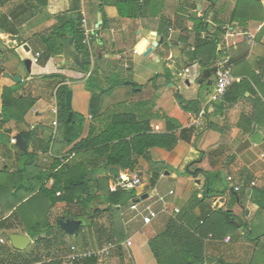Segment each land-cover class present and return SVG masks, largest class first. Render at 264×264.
<instances>
[{"label": "crops", "instance_id": "obj_1", "mask_svg": "<svg viewBox=\"0 0 264 264\" xmlns=\"http://www.w3.org/2000/svg\"><path fill=\"white\" fill-rule=\"evenodd\" d=\"M236 1L180 0L176 3L174 0H162L157 1L158 4L162 2L161 14L122 18L118 16L113 0H80V15L85 17L90 27L102 25L101 15L108 21L107 28L101 32L100 46L95 50L99 84L106 86L107 74H118L127 83L102 95V111L119 103L154 101V114H170L176 111L173 95L178 94L185 101L198 102L200 110H204V119L201 128H197L193 124L196 115L179 112L176 116L185 122L182 129H194L193 135L181 137L177 131L178 141L172 149L153 148L149 150L151 162L142 158L137 160L134 171L139 172L142 185L128 192L133 197V213L127 211V215L121 216L120 204L114 217H95L93 229L90 231L86 226L80 236L61 235L54 229L49 232L55 236V241H51L52 250L60 249L62 245L66 246L68 253L98 249L114 238L107 239L110 234L117 233L122 236L119 242L130 241L131 245L126 247L123 244L112 258L99 264H157L149 241L162 233L169 220L175 217L171 213L173 208L179 209L184 222L194 224L209 208L231 211L241 223L247 224L246 233L253 223L258 227V233H264V213L262 217H254L258 205L253 201L255 191L264 189V34L261 33L264 8L262 22L253 20L246 26L233 28L230 17ZM258 1L264 5L263 0ZM139 3L141 5L142 0ZM70 6L71 0H0V113L4 87H13L19 96H29L34 100L23 123L16 125L11 122L4 128L0 127V137H7L5 143L0 141V171L4 168L10 172L20 169L21 150L9 141L21 130L34 134L35 141L27 145V151L36 150L39 161L48 152L52 157L66 154L69 148L55 142V137L51 136L53 117L49 106L50 99L62 84L71 92L72 114L85 118L83 137L88 133V125L92 121L89 113L92 93L86 87L87 71L79 69L85 57L76 53L69 37H58L56 44L62 45L64 51L60 52L56 47L51 54L47 53L42 40L69 20L72 15ZM152 9L154 13L160 11V7L154 5ZM9 36H20L23 41L17 40L11 46ZM208 41L217 44L213 56ZM23 45L28 47V51ZM34 53L40 54L38 63H31L27 73L23 61H31ZM225 53L232 60L235 82L220 101L209 103L208 94L214 88V77H208L209 69L220 58L219 55ZM99 54L105 55V71L101 74ZM16 76L21 78L20 82ZM155 77L159 78L154 80ZM133 83L138 88H133ZM239 90L242 96L230 104ZM95 127L99 130L101 125L95 124ZM150 127L154 133L165 132V122L160 118L152 119ZM49 138L52 139L50 149L42 154L40 143ZM245 141H249V147L237 152ZM201 156V163L190 165ZM196 170L199 172L194 175L187 174V171L194 173ZM206 174L210 178L215 176L217 180L223 175L225 181L226 177H231L232 185L239 190L232 191L227 181L226 191L217 186L213 188L210 182L212 189L221 196L207 198L202 190L207 182ZM97 175L110 177L108 170H100ZM110 182L111 179L107 184ZM253 182L254 187L251 186ZM195 193L200 202L185 214ZM144 195L147 198L142 200ZM103 201L102 195L96 200V207H104L99 203ZM163 203L168 206L167 212L162 211ZM149 208L157 212V216L145 225L143 220ZM50 220L52 225L54 219ZM0 223L4 225L0 229V238L7 241L0 247L15 250L8 236H28L20 217L12 211L2 215L0 210ZM239 233L235 239L228 236L222 241L208 236L205 241L207 263L264 264V254L258 251L256 244L248 240L244 232L242 234V229ZM30 240L29 249L19 252L28 253L36 247L35 239ZM255 243L264 249V237ZM2 257L0 255V264Z\"/></svg>", "mask_w": 264, "mask_h": 264}, {"label": "trees", "instance_id": "obj_2", "mask_svg": "<svg viewBox=\"0 0 264 264\" xmlns=\"http://www.w3.org/2000/svg\"><path fill=\"white\" fill-rule=\"evenodd\" d=\"M162 0H113L118 16L122 18H143L145 16L154 17L161 14ZM176 3L180 0H174ZM160 7V11L154 13L152 6ZM148 7V8H147ZM102 8V7H100ZM147 9L149 13H147ZM70 12L72 15L69 20L61 27L54 29L48 38H43L47 53L51 54L54 48H59L63 52V46L56 44V39L69 37V42L74 43L76 53L83 54L85 59L81 61L82 67L79 69L88 71L87 48L83 43V36L80 30V0H71ZM102 30L108 26V21L101 15ZM263 21V7L258 0H237L235 8L230 17L233 28L246 26L249 21ZM264 34V26L261 29ZM211 55L216 53V42H209ZM229 56L228 54L219 55ZM230 57V56H229ZM231 60V58H230ZM232 62V60H231ZM216 63V61L214 62ZM215 64L209 69L210 75L215 79ZM97 71L87 78L86 87L92 93L89 113L92 121L88 125V133L83 137L85 128V118L83 115L72 114L68 120L69 111L65 108V97L69 88L61 85L56 90L57 98V129L55 142L68 147L66 154L59 157L48 159L46 163L41 162L36 150L21 152V167L18 171L10 172L4 168L0 173V210L2 215L9 211L16 217H20L23 228L29 238L35 239L36 247L28 253L15 250H7L0 247L2 255L1 264H34L40 258L41 251L51 248V241H55V236L48 235L56 227L58 219H82L84 225L91 231L93 229V219L100 214H107L114 217V212L118 205L127 198L131 197L128 192L117 191L110 193L108 190L109 176L98 177V171L118 168L122 172L134 171L137 160L142 158L151 162L149 150L160 148L170 150L177 143L178 138L175 133L180 131V136L184 134L193 135L194 129H182L185 124L180 120L178 113L191 112L198 115L200 112L199 103L196 101H185L180 95L174 94L173 100L176 104V111L170 114L156 115L153 113L154 101H134L133 103H119L101 110L100 99L103 94L113 90L117 86L125 85L126 80L119 78L118 74L105 75L106 86L99 84ZM56 78H60L56 76ZM159 77H155L154 80ZM63 81V79H62ZM242 85V84H241ZM240 88V85H236ZM133 88H138L133 83ZM242 96L240 90L230 102L233 104ZM34 100L29 96H19L13 87H4L1 95V119L0 127L13 122L19 125L24 122L26 113L32 108ZM160 118L165 122V132L154 133L150 127L152 119ZM96 125H101L99 130ZM6 132V131H5ZM27 145L34 143V134L29 131H19ZM52 139L41 142L39 150L45 154L50 149ZM199 157L190 163L199 164L202 161ZM188 165V166H190ZM187 166V167H188ZM199 172L196 170L195 174ZM207 182L203 187L206 197L221 196L219 192L211 187L210 177L206 174ZM48 180H52L50 187L46 186ZM14 191L12 192V189ZM105 188V191H104ZM243 192H245L243 190ZM60 195L57 196L56 194ZM103 195L104 201L99 202L104 205L102 208L96 207V200ZM258 210L254 217H262L264 213V189L257 190L253 195ZM234 201V199H233ZM200 202L197 193L193 195L186 214ZM62 205L66 215L58 216V206ZM94 205V206H93ZM73 209V212L71 211ZM108 209V210H107ZM118 210V209H117ZM183 214V213H182ZM178 213L171 218L165 230L149 241V248L157 264H208L205 255V241L208 236L216 241H222L233 234H242L252 237L251 240L256 244L258 251L264 254V249L255 243L264 237V233H258V227L253 224L250 226L249 233H246L247 224L241 223L231 211L222 209L213 210L211 208L197 222L189 223L183 221ZM50 218L54 219L51 225ZM193 219V218H192ZM87 221V222H86ZM193 221V220H192ZM4 225L0 223V229ZM82 228V227H81ZM81 230V229H80ZM60 233L62 231L58 229ZM80 232V231H79ZM263 232V231H262ZM116 237L121 241V234L112 233L107 239ZM58 245V244H57ZM259 245V247H258ZM66 252H69L65 245H62ZM61 247V248H62ZM42 249V250H41ZM47 264H62L54 261ZM72 264H99V261L90 257L87 259L73 262Z\"/></svg>", "mask_w": 264, "mask_h": 264}, {"label": "built area", "instance_id": "obj_3", "mask_svg": "<svg viewBox=\"0 0 264 264\" xmlns=\"http://www.w3.org/2000/svg\"><path fill=\"white\" fill-rule=\"evenodd\" d=\"M80 30L82 32L83 36V43L86 46L87 50V57H88V71L85 73V78H89L93 72L96 69V55L95 50L100 46V41L102 39V28L101 25L98 24L96 26L90 27L87 23V20L85 17H81L80 22ZM39 53H34L31 58V63L36 64L39 60ZM215 79H214V88L212 92L208 94V102H215L220 101L227 89L235 82V78L232 74L233 70V63L230 60L229 56H221L219 59L216 60L215 63ZM50 113L53 117V120L51 122L52 126V134L51 136L54 138L56 136V129H57V98L55 94L50 99ZM91 117H89L90 119ZM204 119V110H200L197 117L194 119V126L197 128H201V124ZM10 144L15 145L16 140L14 138L10 139ZM73 155H67V158L72 157ZM53 158L50 155V152L46 153L45 157L42 158V162L46 163L48 159ZM111 177V176H110ZM227 184L231 186L232 191L237 192L239 190V187L232 185L233 179L231 177H226ZM52 185V180H48L46 183L47 187H50ZM142 185V179L137 171H125V172H119V174L115 177H111V182L108 185V190L110 193H114L117 191H123V192H130L135 190L137 187H140ZM251 186L254 187L255 183H251ZM57 196L60 194L57 193ZM61 208H63L62 205H59L57 210L61 211ZM162 211L167 212L168 206L163 203L162 205ZM179 209L173 208L171 210V213L173 216L177 215L179 213ZM157 216V212H154L150 208L148 209V215L144 218L143 222L145 225L150 224V222ZM209 238L211 236L209 235ZM228 241V239H226ZM0 244L4 245L7 244V241L3 238H0ZM125 244L126 247H129L131 245L130 241H126L125 243L119 242L117 238H113L112 240L106 242L104 246L98 249H87L82 252L77 253H68L64 250V248H61L59 250L49 251L44 254V256L39 259L34 264H47L54 261H60L62 264H72L73 262L87 259L90 257L96 258L99 262L108 260L114 256V254L119 250V248Z\"/></svg>", "mask_w": 264, "mask_h": 264}, {"label": "water", "instance_id": "obj_4", "mask_svg": "<svg viewBox=\"0 0 264 264\" xmlns=\"http://www.w3.org/2000/svg\"><path fill=\"white\" fill-rule=\"evenodd\" d=\"M9 40V44L11 46L14 45L15 41L19 40V41H23V39L20 36H9L8 37ZM1 48V47H0ZM23 48L28 51V47L26 45H23ZM98 61H99V74H101L103 71H105L104 68V63H105V55L104 54H99L98 55ZM24 67L27 71V73H29L30 71V65H31V61L30 59H26L23 61ZM15 79L20 82L21 78L19 76H16ZM65 108L67 111H69L68 113V120L71 119L72 117V112H71V92L68 91L66 93V97H65ZM0 117H1V113H0ZM14 139L16 140V144L15 146L20 149L23 152H27V144L26 142L23 140L22 136L20 134H17L14 136ZM250 143L249 141H245L238 149L237 152H240L242 150H244L245 148L249 147ZM119 174V170L116 168H109L108 169V175H110L111 177H115ZM147 198V195H144L141 199L144 200ZM108 210V209H107ZM84 225V220L82 219H58L56 221V227L62 231L65 235L69 236V237H75L78 235L81 227H83ZM50 235V233H48ZM8 239L10 241V244L12 246V248H14L15 250L18 251H25L30 245H31V240L28 236L26 235H9Z\"/></svg>", "mask_w": 264, "mask_h": 264}, {"label": "rangeland", "instance_id": "obj_5", "mask_svg": "<svg viewBox=\"0 0 264 264\" xmlns=\"http://www.w3.org/2000/svg\"><path fill=\"white\" fill-rule=\"evenodd\" d=\"M264 1V0H263ZM262 7L264 8V5H262ZM112 97V96H111ZM0 141L1 142H3V143H5L6 141H7V137H6V135H1V137H0ZM210 182L211 183H213V188H214V186H217L218 188H221L222 189V191H226L227 190V184H226V181H225V179H224V177H223V175H222V177H220V178H218V180L216 179V177L215 176H212L211 178H210ZM212 187V186H211ZM257 192V190L255 191V193ZM133 197L131 196V197H127V198H125L121 203V205H122V207H121V209H120V211L119 210H115V211H119L120 212V215L122 216V215H127V211H130V212H132L133 213V209H132V206H133V203H132V201H131V199H132ZM127 205V208H125V206ZM246 210H248V208L246 209ZM245 210V211H246ZM72 212H73V209L71 210ZM58 213V216H61V215H66V213L68 212V211H66L65 210V208L63 207V208H61V211H57ZM118 213V212H117ZM96 217H108L107 216V214L105 213V214H100V215H98V216H96ZM242 217H245L244 215H242ZM87 222V221H86ZM87 225H83V227L81 228V230H80V232H79V236H80V234H81V232H82V229L83 228H85ZM54 230V229H53ZM56 232H58V229L56 230ZM55 232V233H56ZM61 235H65L64 233L63 234H61ZM238 236V234H233L232 235V237H233V239H235L236 237ZM66 237V236H65ZM249 238H251L252 239V237H250V236H248ZM247 237V239H249ZM56 245V244H55ZM31 246V245H30ZM29 246V247H30ZM29 247L27 248V249H29ZM61 249V248H60ZM32 250H34V248L32 249ZM31 250V251H32ZM42 250V249H41ZM55 249H53L52 250V248H50V249H45V250H43V251H41V253H40V260H41V258L44 256V254L45 253H47V252H49V251H54ZM56 250H59V249H56Z\"/></svg>", "mask_w": 264, "mask_h": 264}]
</instances>
